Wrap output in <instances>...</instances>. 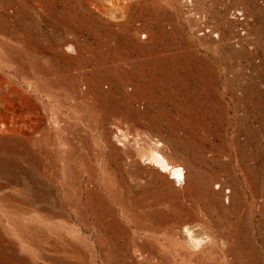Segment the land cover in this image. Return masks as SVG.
Returning <instances> with one entry per match:
<instances>
[{
	"label": "rangeland",
	"instance_id": "1",
	"mask_svg": "<svg viewBox=\"0 0 264 264\" xmlns=\"http://www.w3.org/2000/svg\"><path fill=\"white\" fill-rule=\"evenodd\" d=\"M0 264H264V0H0Z\"/></svg>",
	"mask_w": 264,
	"mask_h": 264
},
{
	"label": "bare ground",
	"instance_id": "2",
	"mask_svg": "<svg viewBox=\"0 0 264 264\" xmlns=\"http://www.w3.org/2000/svg\"><path fill=\"white\" fill-rule=\"evenodd\" d=\"M161 163H162V162H161ZM162 166H163V168L166 169V165L163 164ZM172 175H173V178H174L176 181H178V180L181 178V173H180V171H179L178 169L173 170Z\"/></svg>",
	"mask_w": 264,
	"mask_h": 264
},
{
	"label": "built area",
	"instance_id": "3",
	"mask_svg": "<svg viewBox=\"0 0 264 264\" xmlns=\"http://www.w3.org/2000/svg\"><path fill=\"white\" fill-rule=\"evenodd\" d=\"M235 16L239 19H242L241 13L240 12H235Z\"/></svg>",
	"mask_w": 264,
	"mask_h": 264
}]
</instances>
